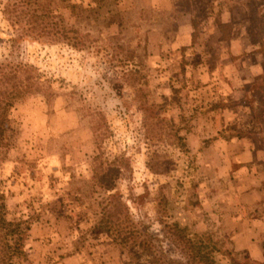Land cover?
<instances>
[{
	"label": "rangeland",
	"instance_id": "1",
	"mask_svg": "<svg viewBox=\"0 0 264 264\" xmlns=\"http://www.w3.org/2000/svg\"><path fill=\"white\" fill-rule=\"evenodd\" d=\"M5 1L0 0V64L36 66L52 82L49 91L16 103L6 121L5 145H0V184L9 219L29 227L28 264H134L96 224L98 199L92 186L95 158L100 154L96 128L102 118L112 131L119 157L129 161L119 193L133 220L151 236L159 264H190L164 225L174 222L212 232L241 262L264 264L263 248L257 258L235 251L231 226L224 220L218 223L202 205L213 192L208 186L215 184V174L201 164L207 140L202 150L191 146L197 157L196 173L188 170L191 157L167 143L159 149L166 162L161 173L148 169L143 94L129 84L131 80L137 86L142 71L148 79L144 91L157 102L165 99L168 115L191 136L198 126L215 123L216 118L190 114V107L184 110L188 98L182 87L187 78L209 82L218 61L223 65L222 80L249 77L244 70L250 65L260 70L247 104L252 112L229 119L225 137L244 138L257 148L246 171L263 193L264 53L254 28L260 21L258 11L264 9L256 2L262 1L44 0L70 28L97 42V47L85 50L47 37L19 39L20 33L7 23ZM219 23L226 27L220 28ZM159 30L160 49L150 42L151 32ZM187 34L192 36L185 40ZM233 40L239 51L245 47L242 55L236 53ZM117 45L135 52L145 67L138 58L114 50ZM158 54L164 55L163 62L155 60ZM218 88V92L202 88V98L210 101L199 105H219L224 87ZM194 177L196 187L190 183ZM167 207L169 212L163 213ZM149 260L142 262L155 264Z\"/></svg>",
	"mask_w": 264,
	"mask_h": 264
},
{
	"label": "trees",
	"instance_id": "2",
	"mask_svg": "<svg viewBox=\"0 0 264 264\" xmlns=\"http://www.w3.org/2000/svg\"><path fill=\"white\" fill-rule=\"evenodd\" d=\"M261 1L263 3L259 1L256 4H264V0ZM2 4L7 23L14 32L20 33L19 39L30 36L47 37L74 50L97 47V42L90 35H80L77 30L70 28L60 12L49 7L44 0H6ZM256 17L260 21L255 22L254 28L259 31L260 36L257 41L261 44L264 53V9L258 11ZM219 27L223 28L226 25L219 23ZM114 50H123L132 58H138L139 65L144 66L143 60L135 52H127L119 45L115 46ZM10 67L9 64H0V145L2 146L5 145L6 121L16 103L37 92L49 91L48 87L52 83L51 79L46 78L43 71L36 66L26 67L20 64ZM139 74V84L135 86L131 80L129 84L137 94H143L141 103L145 112L144 130L148 147V169L154 174L161 173L160 169L166 162H162L163 157L159 149L161 145L167 143L183 155L191 157L193 162L188 165V170L190 173H196L197 157L192 153L188 132L185 134V129L168 115L169 107L165 99L163 102H157L144 91L148 86V79L142 71ZM96 131L99 133L100 154L95 158L92 192L98 199L97 227L110 235L113 242L125 250L132 263L143 264L144 258H149L150 263L159 264L160 259L151 236L133 220L119 193L122 171L129 166V161L119 157L117 146L111 138L112 131L104 118L102 125L96 128ZM190 183L196 187V178L190 180ZM5 200L6 195L0 184V264H28L26 241L29 227L22 221L9 219L10 214ZM167 211L169 212L168 207L163 213ZM164 225L170 230L173 240L183 249L190 264H254L238 260L225 248L223 241L212 232L197 230L178 222Z\"/></svg>",
	"mask_w": 264,
	"mask_h": 264
},
{
	"label": "crops",
	"instance_id": "3",
	"mask_svg": "<svg viewBox=\"0 0 264 264\" xmlns=\"http://www.w3.org/2000/svg\"><path fill=\"white\" fill-rule=\"evenodd\" d=\"M161 33L162 31L159 30L150 34L151 45H156L159 49L160 46L157 44H161ZM178 36L183 37L181 34ZM191 36L192 34H187L184 39ZM234 41H232V45L236 47V53L242 55L245 47H241V51H239V46ZM239 41H237L238 44ZM240 43L242 42L240 41ZM161 54H158L155 60L163 62L164 55ZM214 65L209 82L187 78L182 87L187 95L186 98H188V107L182 105L184 110L187 111L190 107V114L216 118L215 123H210L208 126L202 124L189 136L191 146L198 150H202L203 142L207 140L205 141L206 147L202 150L204 152L201 153V164L206 170L215 174L212 177L215 184L211 183L213 186H208L213 192L203 198L202 205L205 211L218 223L224 220L231 226L233 230L231 242L235 251L244 250L257 258L261 255L260 249H264V199L261 195L264 192L261 193L260 189L256 188L255 180H251V176L246 171V164L249 163L250 156L254 155L257 148L244 138H226L225 131L228 129L229 119L242 114L248 115V111L252 112V107L247 104L249 100L251 101L249 98L253 94L252 87L255 84V77L260 75V70L250 65L244 70L249 73V77L237 76L232 79L225 74L227 78L222 80L220 75V71L223 70L222 63L218 61ZM162 66L160 65V67ZM235 70L238 72L237 69ZM217 75L218 78H213ZM218 85L224 87V93L218 99L219 105L214 103L199 105L204 100L210 101L207 98H202L199 91L202 88H211L214 92H218Z\"/></svg>",
	"mask_w": 264,
	"mask_h": 264
}]
</instances>
